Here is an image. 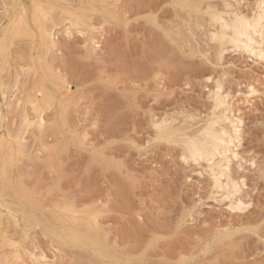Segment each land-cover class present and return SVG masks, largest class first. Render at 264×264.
<instances>
[{"label": "rangeland", "instance_id": "rangeland-1", "mask_svg": "<svg viewBox=\"0 0 264 264\" xmlns=\"http://www.w3.org/2000/svg\"><path fill=\"white\" fill-rule=\"evenodd\" d=\"M232 12L264 0H0V264H264V26L222 45Z\"/></svg>", "mask_w": 264, "mask_h": 264}, {"label": "bare ground", "instance_id": "bare-ground-1", "mask_svg": "<svg viewBox=\"0 0 264 264\" xmlns=\"http://www.w3.org/2000/svg\"><path fill=\"white\" fill-rule=\"evenodd\" d=\"M262 9H263V7H262ZM232 14H233V12H232ZM232 14H230L232 16V18H230V17L227 18V16H225V15H228V12H227V14H225V15H220V16L216 15L217 17H215V19H214L216 21V23H218V27L220 29V32H219L220 34H218L217 38H215V39L213 38V39L214 40L217 39V41L221 42V44L222 43L224 44L226 42V43H231L234 46H238L239 43H241L242 41L245 40V37H247L248 35L250 36L251 33H252L251 35H253L252 30L256 31V30L261 29V31H262V29L264 28L263 27L264 26L263 15L261 16V15L257 14L258 16L257 15H256V17L253 16L254 17L253 19L248 20V17L246 19V18H244L245 16L240 17L236 14H233L234 15L233 16ZM229 29L231 30L230 35H228L229 33L227 32V30L230 32ZM246 40H248V39H246ZM213 122H215V121H213ZM217 122L218 121H216V123H212V124L207 125V127L204 128V130L201 132V135H199V137L196 136L198 138H196V139L194 138V140L190 139L191 141L187 140L188 142L185 141L186 142V143H184L185 148L187 147L186 150L189 151L191 158L195 159V158L202 157L204 155H207L209 157L210 155L216 153V151H218L220 149V147L225 146V141L228 139L229 134H228V136H226L227 133L224 132L223 128L221 130L218 129V127L216 126ZM219 122H218V124H219ZM221 125H222V123H221ZM225 131H226V129H225ZM223 188H225V187H223ZM74 236H76V235L74 234L73 236H71L73 238V240H75ZM78 236L79 235L77 234V237ZM76 240H78V238H76Z\"/></svg>", "mask_w": 264, "mask_h": 264}]
</instances>
